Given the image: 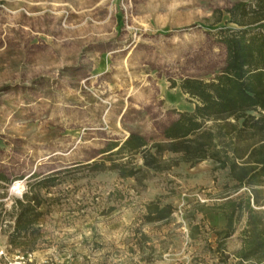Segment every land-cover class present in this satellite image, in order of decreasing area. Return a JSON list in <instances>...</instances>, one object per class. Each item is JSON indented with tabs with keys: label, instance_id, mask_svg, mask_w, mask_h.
I'll list each match as a JSON object with an SVG mask.
<instances>
[{
	"label": "rangeland",
	"instance_id": "374dc122",
	"mask_svg": "<svg viewBox=\"0 0 264 264\" xmlns=\"http://www.w3.org/2000/svg\"><path fill=\"white\" fill-rule=\"evenodd\" d=\"M255 1L0 0V227L22 199L13 182L23 181L26 194L57 174L34 186L45 200L40 237L23 250L37 262L220 264L210 251V228L223 225L214 207L245 190L235 192L227 169L172 154L157 171L133 156L138 179L82 165L131 133L162 142L177 113L195 105L180 82L209 81L224 68L219 34L239 29L227 12ZM149 203L173 213L145 223ZM191 225L199 227L194 240ZM10 229L0 231V249ZM240 229L225 242L227 254L239 247Z\"/></svg>",
	"mask_w": 264,
	"mask_h": 264
},
{
	"label": "trees",
	"instance_id": "16d2710c",
	"mask_svg": "<svg viewBox=\"0 0 264 264\" xmlns=\"http://www.w3.org/2000/svg\"><path fill=\"white\" fill-rule=\"evenodd\" d=\"M227 13L239 29L219 34L225 50L224 68L209 81L184 79L179 84L180 91L194 101L193 111L177 113L163 129L162 142L149 143L142 135L131 133L123 142L108 143L100 152L102 160L82 167L91 172H114L120 179H138L143 169L132 164L133 156L141 157L144 169L157 171L169 164L163 157L172 154L191 165L208 160L217 169H227L235 192L245 190L214 207L223 225L210 228L215 244L210 251L220 264H264V209H260L264 208V26L251 27L264 21V0L249 7L237 4ZM247 112H256L258 117ZM56 175L42 178L34 186L50 183ZM0 182H5L2 174ZM34 186L12 204L13 226L6 236L13 250L29 251L23 249L39 236L45 200ZM172 213L171 205L149 203L143 221H165ZM239 226V247L227 254L225 242ZM199 234L197 225L189 226L190 239Z\"/></svg>",
	"mask_w": 264,
	"mask_h": 264
},
{
	"label": "built area",
	"instance_id": "2783aa9c",
	"mask_svg": "<svg viewBox=\"0 0 264 264\" xmlns=\"http://www.w3.org/2000/svg\"><path fill=\"white\" fill-rule=\"evenodd\" d=\"M11 190H16L19 198L22 197L25 189L23 188V181H15L11 185ZM6 224L12 226L13 220L5 222L1 227L6 228ZM0 227V231L2 228ZM34 251L21 252L13 250L9 245L0 249V264H47L44 261L37 262Z\"/></svg>",
	"mask_w": 264,
	"mask_h": 264
},
{
	"label": "crops",
	"instance_id": "0c3cea01",
	"mask_svg": "<svg viewBox=\"0 0 264 264\" xmlns=\"http://www.w3.org/2000/svg\"><path fill=\"white\" fill-rule=\"evenodd\" d=\"M176 87H174V88H171V89H175ZM180 90V89H179ZM172 100V99H171ZM172 102H173V105L175 104V100H172ZM193 109H194V107H193ZM193 109H191V110H189V111H186V112H191V111H193ZM119 119V118H118ZM118 119H117V123H118ZM127 136H129V135H127ZM115 142H117V141H115ZM120 142H123V141H120ZM1 183V182H0ZM12 226H13V224H12ZM12 226H10V228H12Z\"/></svg>",
	"mask_w": 264,
	"mask_h": 264
}]
</instances>
